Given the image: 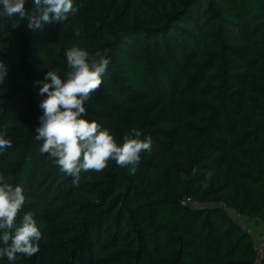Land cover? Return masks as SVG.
I'll list each match as a JSON object with an SVG mask.
<instances>
[{"label": "trees", "instance_id": "1", "mask_svg": "<svg viewBox=\"0 0 264 264\" xmlns=\"http://www.w3.org/2000/svg\"><path fill=\"white\" fill-rule=\"evenodd\" d=\"M73 4L65 23L36 30L0 6V131L12 141L0 175L24 189L16 222L31 211L42 233L14 264H254L250 236L209 204L264 223V0ZM73 45L110 59L84 118L118 146L133 127L152 138L134 174L109 161L76 186L39 152L37 82L66 78Z\"/></svg>", "mask_w": 264, "mask_h": 264}, {"label": "clouds", "instance_id": "2", "mask_svg": "<svg viewBox=\"0 0 264 264\" xmlns=\"http://www.w3.org/2000/svg\"><path fill=\"white\" fill-rule=\"evenodd\" d=\"M35 12L26 10V0H0L6 17L27 19L31 30L42 29L45 23H65L78 8L73 0H33ZM107 49L97 51L94 56L73 45L66 50L68 71L62 79L56 71H47L39 89L45 96L39 107L43 115L39 117V127L35 139L42 142L39 152L48 154L59 166L61 173L71 176L73 184L79 186L82 172H100L109 161H115L122 168L134 174L141 161L142 152H150L152 138L141 139L142 130L133 127L125 135L122 145H117L108 129L84 117L87 115L84 102L91 92L102 85L110 59L106 58ZM98 58V59H97ZM7 76V68L0 61V84ZM12 147L6 138V130L0 131V153ZM11 178L0 175V258L6 257L14 264L18 256L32 257L39 251L42 233L31 211L25 212L20 222L17 217L23 208L26 196L20 184L10 183Z\"/></svg>", "mask_w": 264, "mask_h": 264}, {"label": "built area", "instance_id": "3", "mask_svg": "<svg viewBox=\"0 0 264 264\" xmlns=\"http://www.w3.org/2000/svg\"><path fill=\"white\" fill-rule=\"evenodd\" d=\"M183 203L194 207L200 205L197 201L191 199H185ZM209 205L224 208L229 216L238 222L240 229L249 235L252 240L255 253L254 264H261L264 261V223L259 222L256 219H250L226 206L224 203Z\"/></svg>", "mask_w": 264, "mask_h": 264}]
</instances>
